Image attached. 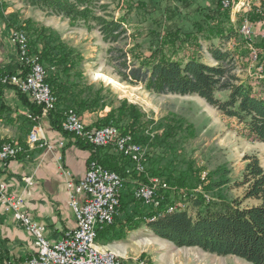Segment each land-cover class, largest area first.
Listing matches in <instances>:
<instances>
[{
    "label": "trees",
    "instance_id": "1",
    "mask_svg": "<svg viewBox=\"0 0 264 264\" xmlns=\"http://www.w3.org/2000/svg\"><path fill=\"white\" fill-rule=\"evenodd\" d=\"M25 1L61 14L72 22L82 20L98 28L103 40L114 44L108 48V55L123 81L142 83L146 89L156 93L198 95L222 115L236 119L264 143V92L256 94L249 80L233 73L232 52L222 48L238 34L231 8L224 5V0H166V4L160 0H139L144 6L143 21L147 27V38L142 42L129 32L126 16L115 17L108 11V4L100 3L101 0ZM96 8L102 9L103 13L97 12ZM140 8L137 4L132 7ZM9 18L12 27L27 32L31 52L40 56L47 70L46 80L57 97V108L49 114V124L61 130L63 114L68 108H74L79 115L99 110L104 98L97 96L93 86L84 82L82 51L65 41L58 31L31 19L22 21L17 14H11ZM182 36L195 43L201 38L209 40V51L217 64L206 63L195 56L186 61L169 57L165 47L169 43L180 44ZM215 39L219 44L214 42ZM122 42L124 45H120ZM261 45L264 47V39ZM261 62L264 66V55ZM8 72L26 75L28 65L18 58L13 71ZM19 93L30 111L38 114L40 106L34 104L27 94ZM153 122L139 106L123 99L106 115L99 117L95 127L114 125L141 144H149L153 140L168 143L177 139L182 129L178 121L167 122L161 134L151 136L149 125ZM79 139L84 148L92 151V160L127 179H140L147 183L149 177H159L170 186L187 190L184 200H176L172 196L173 189L160 186L157 208L136 197L127 203L121 201L115 221L99 231V238L107 241L122 239L129 231L148 225L155 235L177 247H199L217 255H236L252 264H264V167L257 155H245L242 178L235 183L245 186V199L252 198L258 203L242 206L240 200L229 198L222 188L230 181L227 176L229 170L224 167L214 170L212 174L215 177L202 186L201 192H196L199 184H191L188 175L158 170L156 173L153 169L128 173L127 169L132 167L131 160L113 145L97 146ZM187 203L188 207L183 208L182 204ZM124 204H133L135 211L129 213ZM176 204L180 209L169 212V206ZM151 217L155 219L150 220Z\"/></svg>",
    "mask_w": 264,
    "mask_h": 264
},
{
    "label": "rangeland",
    "instance_id": "2",
    "mask_svg": "<svg viewBox=\"0 0 264 264\" xmlns=\"http://www.w3.org/2000/svg\"><path fill=\"white\" fill-rule=\"evenodd\" d=\"M146 2H149V0H146ZM160 2L166 4V0H160ZM223 2L226 7L231 8L232 21L236 24L238 34L236 37L226 42L222 48L232 52L233 62L231 64L233 65V73L243 80H249L254 87L255 93L261 94L264 92V75L257 72L259 67L262 66L261 59L264 55V47L261 45L264 39V0H224ZM0 3L14 8V5H17L26 11L23 14L21 10L16 9L15 12L8 14V19H10L9 17L11 14H17V17L22 21L31 19L39 23L41 26L58 31L65 41L82 51L84 55V61L82 64L84 82L91 84L97 96L104 98L99 110L87 112L98 113L104 111L105 108L111 109L113 105H117L121 100L125 99L128 102L139 106L144 114H146V117L154 121L153 124L149 125L151 136L161 134L167 122L171 123L178 121V123H181L180 126H182V129L178 132L177 139H171L168 143H162L155 140L149 144L140 143L148 157L146 170L153 169L154 172L158 170L161 172L164 171L165 173L173 172L177 175H188L187 177H189V181H192L191 184H199L195 191L201 192L202 186H204V184L207 185L211 178L215 177L212 172L219 167H224L229 170L227 176L230 181L222 188L229 198L240 200L242 206H250L258 203L257 200L252 198L245 199L243 197L245 186H239L238 183H235L242 178L245 167V155H257L264 167V143L257 140L254 135L250 134L245 129L244 125L239 124L236 119L222 115L215 107L208 104L205 99L198 95L156 93L146 89L142 83L133 84L123 81L118 74L116 64L110 60L108 55V48L114 44L103 40L99 29L93 27L90 23L82 20L72 22L69 18L61 14H55L48 9L32 6L25 0H0ZM100 3L108 4V11L115 17L125 15L128 28H130L129 32H132L135 36L139 37L140 42H142L144 38L146 40L147 27L145 20L143 21V15H145V13H143V3H139V0H101ZM134 4L139 5L141 7L140 10L132 9ZM96 11L103 13V10L100 8H96ZM245 23L250 26L247 27L246 35L241 31ZM12 28L11 39L17 50V58L21 59L19 45L14 41L15 36L16 34L23 32L27 36L28 46L29 37L27 32L21 28ZM181 40L182 42L180 44L169 43L165 47V52L169 57L186 61L195 56L200 57L206 63L212 65L217 64L210 54L209 47L211 42H209V40L201 38L197 41L198 43H195V41L190 40L187 36H182ZM127 42L131 44L130 39H128ZM214 42L219 44V41L216 39ZM120 45H124V42L120 43ZM34 54L35 53H32L28 47V55L30 56ZM36 55L37 54H35V56ZM38 57L40 58L39 55ZM29 70L30 68L28 66V72ZM0 72L8 75H19L21 77L28 74L22 75L20 73H12L2 70H0ZM4 87H12L19 92L27 94L34 104L40 106V112H38V114H34L31 111L28 113V117L30 115L34 116V119L29 117L35 122L33 123L32 128L34 126H37L38 128V124L43 119L49 120V114L57 108V97L53 93L52 88L51 92L56 97L55 104L53 107L47 108V110L44 111V105L37 103L30 93L24 92L20 88L9 83H3L0 85V89ZM69 109L75 110L74 108L65 109L63 114L64 118L65 113ZM79 117L86 124L82 115H79ZM64 118L61 122V130L56 129L63 133H69L63 128ZM95 123L92 126L86 124L87 129H95ZM72 135L81 138L76 134ZM9 142L19 143V141L11 140L2 144ZM2 144H0V146ZM35 144L37 143L32 145ZM23 151L24 147L22 146V150L17 154L16 158ZM125 157L130 159L128 156ZM131 163L132 167L127 169L128 173L132 170L136 173H142L137 172L134 168V163L132 161ZM151 178L154 177H149V182ZM125 179V185L120 195L119 207L122 201V194L130 185H128V179ZM134 181L135 186L131 192L133 197H135L134 190L138 186L145 184L140 179ZM167 185L169 189H173L172 196L176 200H184V196L187 195L186 189H177L174 186ZM155 200L160 204L158 192L155 196ZM145 204L156 208L159 206V204L158 206H154L153 203L147 202H145ZM188 205L189 203L186 205L182 204V207L186 208ZM119 207L117 209V215L119 213ZM179 209L180 206L176 204L173 205V207H169L168 211L172 212ZM154 219L155 217L150 218V220ZM99 231L97 241L99 238ZM148 237L155 238V240L151 241L150 246L154 250H157L156 252L160 260V262L157 261L158 264H252L236 255H217L215 253L204 251L199 247H177L171 241L155 234L149 235ZM100 246L104 250L115 253L102 244ZM143 260L144 261H141V263L151 264L150 260Z\"/></svg>",
    "mask_w": 264,
    "mask_h": 264
},
{
    "label": "crops",
    "instance_id": "3",
    "mask_svg": "<svg viewBox=\"0 0 264 264\" xmlns=\"http://www.w3.org/2000/svg\"><path fill=\"white\" fill-rule=\"evenodd\" d=\"M14 6L15 8L0 3L2 71H13L18 61L17 50L11 39L13 28L9 24L8 14L16 9L23 14L26 11ZM109 109L105 108L98 113L86 112L82 117L87 125L92 126ZM29 112L26 100L15 88L0 89V144L16 140L24 147V151L7 164L0 160V178L5 182L9 194L23 196L24 207L33 221L44 226L46 237L55 242L66 231L77 226L74 209L69 204L67 182L69 179L77 182L85 176L92 151L84 148L79 143V138L51 126L47 119L38 124L41 140L35 145L29 144L28 135L33 126V121L28 117ZM43 142H48V145H43ZM26 177H31L32 181L27 182ZM128 185L122 194L124 203L133 197L131 192L135 181L128 179ZM124 209L131 213L135 211V206L124 204ZM123 215L124 212L121 216ZM149 235H154L152 230L148 225H142L129 231L125 238L109 241L98 238V242L114 251L120 264H141L143 259L150 260L151 264H158L157 261L160 260L157 250L150 246L155 238H149ZM37 250L33 236L0 205V264H28Z\"/></svg>",
    "mask_w": 264,
    "mask_h": 264
},
{
    "label": "built area",
    "instance_id": "4",
    "mask_svg": "<svg viewBox=\"0 0 264 264\" xmlns=\"http://www.w3.org/2000/svg\"><path fill=\"white\" fill-rule=\"evenodd\" d=\"M247 27L250 26L245 23L241 29L245 35ZM14 41L19 45L21 59L27 63L30 70L24 77L0 72V85L13 84L22 91L30 93L37 103L44 105L46 111L47 108L53 107L56 101L46 81V69L38 55H28V39L23 32L16 34ZM257 73L264 75L263 65L259 67ZM29 117L34 119L33 115ZM63 128L95 145L112 144L117 151L131 159L137 172L146 171L148 157L142 145L135 141L131 134L122 133L116 126L87 129L77 112L69 109L65 113ZM39 141L37 126H34L28 135V142L34 144ZM46 143L48 145V142L42 144ZM61 144L63 145V142ZM21 150L22 145L17 142L2 144L0 160L7 164L11 159L16 158ZM25 180L31 182L32 178L26 177ZM125 181V177L121 174L105 168L96 160H91L85 176L79 182L70 179L67 182L69 204L74 209L77 226L73 230L66 231L58 241L51 242L45 235V227L33 221L25 209L23 196L9 194L6 184L0 179V205L33 236L37 245V253L28 264H120L119 260L113 257L96 253V245H101L97 241L98 231L114 222ZM160 186L168 188L167 183L161 178H151L149 183L138 186L134 190V195L158 206L159 202L155 200V196Z\"/></svg>",
    "mask_w": 264,
    "mask_h": 264
},
{
    "label": "bare ground",
    "instance_id": "5",
    "mask_svg": "<svg viewBox=\"0 0 264 264\" xmlns=\"http://www.w3.org/2000/svg\"><path fill=\"white\" fill-rule=\"evenodd\" d=\"M96 253H104L109 257H113L114 259L119 260L118 256L115 253L102 249L100 245H96Z\"/></svg>",
    "mask_w": 264,
    "mask_h": 264
}]
</instances>
